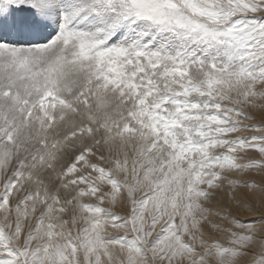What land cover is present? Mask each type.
I'll list each match as a JSON object with an SVG mask.
<instances>
[{"label": "snow or ice", "instance_id": "6c2138e0", "mask_svg": "<svg viewBox=\"0 0 264 264\" xmlns=\"http://www.w3.org/2000/svg\"><path fill=\"white\" fill-rule=\"evenodd\" d=\"M0 264H264V0H0Z\"/></svg>", "mask_w": 264, "mask_h": 264}]
</instances>
